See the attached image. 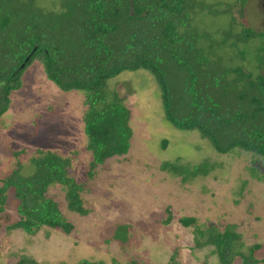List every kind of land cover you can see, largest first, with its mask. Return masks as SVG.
<instances>
[{
	"label": "trees",
	"instance_id": "16d2710c",
	"mask_svg": "<svg viewBox=\"0 0 264 264\" xmlns=\"http://www.w3.org/2000/svg\"><path fill=\"white\" fill-rule=\"evenodd\" d=\"M234 2L245 7L249 0ZM35 61L60 90L84 92L88 177L107 159L129 151L130 111L107 86L124 71L152 75L164 119L176 129L197 131L220 154L242 150L264 158V30L239 24L228 3L0 0V118L9 109L11 93L21 88L24 71ZM70 167V157L44 149L26 163L17 161L0 182V213L9 189L18 200L20 219L10 230L28 235L42 228L72 231L57 202L46 195L50 185H62L66 208L87 215L83 185L69 174ZM211 168L208 161L190 166L176 160L160 166L182 181L206 176ZM259 178L264 182V172ZM167 213L166 224L171 220ZM195 221L184 217L179 223L193 227L194 247H212L219 264L236 259L240 264H264V258L255 255L260 244L247 243L241 233L226 227L200 228ZM129 237L127 225L116 227L114 240L126 243ZM16 264L37 263L23 255ZM165 264L178 262L173 255Z\"/></svg>",
	"mask_w": 264,
	"mask_h": 264
},
{
	"label": "rangeland",
	"instance_id": "374dc122",
	"mask_svg": "<svg viewBox=\"0 0 264 264\" xmlns=\"http://www.w3.org/2000/svg\"><path fill=\"white\" fill-rule=\"evenodd\" d=\"M231 6L244 27L264 30V0ZM130 111L132 130L126 155L107 159L87 176L91 154L83 130L84 92L60 90L33 62L22 75L21 88L10 95V106L0 118V182L44 149L71 158L69 174L83 185L81 198L87 215L66 208L64 187L49 186L47 197L57 202L73 226L69 234L42 228L34 235L10 230L20 216L13 189L0 213V264H16L29 256L37 264H165L174 255L178 264H219L215 251L196 249L193 227L179 220L195 218L200 228L212 224L239 232L247 243L260 244L255 255L264 258V158L234 150L220 154L195 130H178L163 116L160 90L146 70L124 71L108 80ZM23 153L15 158L13 152ZM178 160L194 166L208 161L206 176L182 181L162 171L164 162ZM28 172L25 167L24 172ZM169 223H163L168 217ZM118 225H127L126 243L113 239ZM233 264H240L236 259Z\"/></svg>",
	"mask_w": 264,
	"mask_h": 264
},
{
	"label": "water",
	"instance_id": "95a60500",
	"mask_svg": "<svg viewBox=\"0 0 264 264\" xmlns=\"http://www.w3.org/2000/svg\"><path fill=\"white\" fill-rule=\"evenodd\" d=\"M28 59V58H27ZM24 66V64H22V66L21 67H23Z\"/></svg>",
	"mask_w": 264,
	"mask_h": 264
}]
</instances>
